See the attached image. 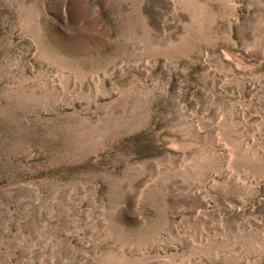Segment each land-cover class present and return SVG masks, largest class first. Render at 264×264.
<instances>
[{
    "label": "rangeland",
    "instance_id": "obj_1",
    "mask_svg": "<svg viewBox=\"0 0 264 264\" xmlns=\"http://www.w3.org/2000/svg\"><path fill=\"white\" fill-rule=\"evenodd\" d=\"M0 264H264V0H0Z\"/></svg>",
    "mask_w": 264,
    "mask_h": 264
}]
</instances>
